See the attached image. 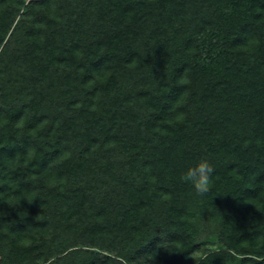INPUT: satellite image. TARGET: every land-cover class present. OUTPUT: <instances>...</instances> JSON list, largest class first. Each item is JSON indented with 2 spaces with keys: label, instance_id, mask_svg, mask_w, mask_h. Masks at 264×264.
Wrapping results in <instances>:
<instances>
[{
  "label": "trees",
  "instance_id": "obj_1",
  "mask_svg": "<svg viewBox=\"0 0 264 264\" xmlns=\"http://www.w3.org/2000/svg\"><path fill=\"white\" fill-rule=\"evenodd\" d=\"M153 250L264 264V0H0V264Z\"/></svg>",
  "mask_w": 264,
  "mask_h": 264
},
{
  "label": "clouds",
  "instance_id": "obj_2",
  "mask_svg": "<svg viewBox=\"0 0 264 264\" xmlns=\"http://www.w3.org/2000/svg\"><path fill=\"white\" fill-rule=\"evenodd\" d=\"M214 172L213 165L206 157H203L195 165L189 166L180 176V180L183 183L191 185L198 196H204L212 188ZM158 255L159 253L156 250L143 255L145 257V264H157Z\"/></svg>",
  "mask_w": 264,
  "mask_h": 264
},
{
  "label": "rangeland",
  "instance_id": "obj_3",
  "mask_svg": "<svg viewBox=\"0 0 264 264\" xmlns=\"http://www.w3.org/2000/svg\"><path fill=\"white\" fill-rule=\"evenodd\" d=\"M213 231H214L213 229H210L209 230V233H212L213 234ZM214 238H215V235H212L210 237H208L207 235L206 236H204V235L202 236V239L203 240H213Z\"/></svg>",
  "mask_w": 264,
  "mask_h": 264
}]
</instances>
